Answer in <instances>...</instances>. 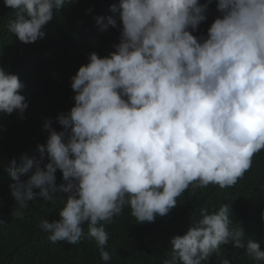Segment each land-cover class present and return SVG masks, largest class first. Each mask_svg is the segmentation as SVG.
<instances>
[{
    "label": "clouds",
    "instance_id": "clouds-1",
    "mask_svg": "<svg viewBox=\"0 0 264 264\" xmlns=\"http://www.w3.org/2000/svg\"><path fill=\"white\" fill-rule=\"evenodd\" d=\"M65 3L3 0L14 13L7 31L24 44L43 39ZM209 3L119 0L110 5L113 15L95 18L104 31L117 26L118 15L119 42L107 56L90 53L70 78L74 106L57 115L61 131L45 120L39 158L9 162L13 217L22 219L36 197L61 203L58 220L39 222L48 240L78 244L86 238L108 262L105 225L126 207L138 222H153L190 185H236L264 150V0H217L220 15L206 37H196ZM23 88L16 74L0 68V113L24 119ZM57 170L66 183L57 185ZM199 214L184 235L171 238L162 264H207L213 254L229 264L221 252L229 243L246 248L257 264L264 261L258 242L245 244L228 204L201 207Z\"/></svg>",
    "mask_w": 264,
    "mask_h": 264
},
{
    "label": "trees",
    "instance_id": "trees-1",
    "mask_svg": "<svg viewBox=\"0 0 264 264\" xmlns=\"http://www.w3.org/2000/svg\"><path fill=\"white\" fill-rule=\"evenodd\" d=\"M113 3L119 0H66L46 25L45 37L24 44L7 31V22L14 18V13L0 0V68L16 74L23 82L20 94L28 102L24 119L16 113H0V219L6 223L0 225V264H162L171 238L187 232L193 221L200 218L201 207L215 210L225 203L229 205L233 224L244 229L245 244L251 239L264 250V150L253 156L252 167L235 186L221 189L210 184L194 190L190 185L177 198L176 206L164 216L157 215L153 222H138L126 207L112 223L105 225L109 240L104 250L111 255L108 262L101 259L95 242L86 238L78 244L48 240L49 234L41 230L39 222L58 220L61 203L52 205L36 197L28 202L22 219L12 216L16 202L9 188L14 182L6 171L9 162L15 159L19 164L21 156L39 158L36 146L45 144L48 136L43 129L45 120L51 119L53 129L61 131L57 115L66 114L74 106L70 78L88 63L90 53L104 57L115 50L113 45L119 42L122 27L118 15L115 28L109 26L100 31L95 22L97 16L113 15L109 10ZM216 3L217 0H211L208 4L206 20L192 33L194 36H207L208 27L220 15ZM47 162L45 157L41 166ZM29 175L31 172L21 180ZM56 183H66L59 170ZM221 252L229 264H257L247 255L246 248L229 243L221 246ZM219 259L213 254L207 264H219Z\"/></svg>",
    "mask_w": 264,
    "mask_h": 264
}]
</instances>
